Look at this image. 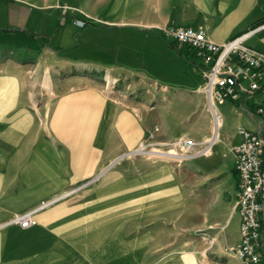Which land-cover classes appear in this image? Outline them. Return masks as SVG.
I'll return each mask as SVG.
<instances>
[{"label": "crops", "instance_id": "crops-1", "mask_svg": "<svg viewBox=\"0 0 264 264\" xmlns=\"http://www.w3.org/2000/svg\"><path fill=\"white\" fill-rule=\"evenodd\" d=\"M263 22L264 0H0V224L93 179L34 224L1 227L0 264H223L181 247L180 230L198 223L222 242L236 214L238 240L231 148L238 126L260 128L264 93L214 103L216 123L188 50L159 30L199 25L224 42ZM246 43L264 52V27ZM40 71L55 95L33 109ZM179 136L212 139L209 153L179 168L133 153Z\"/></svg>", "mask_w": 264, "mask_h": 264}, {"label": "built area", "instance_id": "built-area-1", "mask_svg": "<svg viewBox=\"0 0 264 264\" xmlns=\"http://www.w3.org/2000/svg\"><path fill=\"white\" fill-rule=\"evenodd\" d=\"M262 27L264 22L224 42L211 39L199 25L167 24L159 30L166 40L188 50L189 58L200 71L201 86L216 123L218 114L213 111L214 103L227 99L238 100L240 97L247 99L257 92L264 93V52L246 43V39ZM256 111L261 115L260 128L249 130L238 126L236 132L240 139L231 148L236 174L234 207L238 216V240L231 249L239 264H264V104H258ZM209 141L206 140L198 149L197 142L186 136L157 144L141 141L133 153L147 154L152 148L172 150V154L158 152L152 155L169 157L175 161L186 160L207 154ZM92 180L43 200L33 208L12 214L0 224V228L10 224L25 228L34 224L37 210L70 195Z\"/></svg>", "mask_w": 264, "mask_h": 264}, {"label": "rangeland", "instance_id": "rangeland-1", "mask_svg": "<svg viewBox=\"0 0 264 264\" xmlns=\"http://www.w3.org/2000/svg\"><path fill=\"white\" fill-rule=\"evenodd\" d=\"M28 76V75H27ZM37 78L35 81L29 80L28 86H29V106L33 109L42 106L43 104H46L50 98H52L55 95V90L51 83V76L45 72H37L35 75ZM33 77V76H32ZM48 77V78H46ZM106 77L111 81L107 84ZM46 78V84L43 83V80ZM32 81V82H31ZM98 81L100 82L101 88L108 93L109 91L113 90L115 93L118 94V90L121 87V82L114 81L112 82V79L109 76H99ZM132 97H135L136 99H139L140 97L137 94L132 93ZM229 123V120H227ZM209 153V151H208ZM207 153V154H208ZM139 156L148 157L147 159L154 160V156L150 154H139ZM176 165V168H179L183 165L185 160H173L172 158L165 157ZM179 161V162H178ZM190 196L196 197L198 196V187L196 186L194 189L190 191ZM228 204L232 205L233 199L229 198L227 199ZM237 220H236V214H234L231 218V220L227 223V226L225 227L223 231V241H214L213 243L210 241V237L208 235V231H214L215 229H211L208 227V229L204 227H199L198 223H196L195 227L192 229H181L180 234L182 237L181 240V247H191L192 245L195 246L196 249H206L210 256L213 263L214 261H217L218 263L226 264L227 261L236 259L233 250L231 249L232 246L235 244V226H236ZM210 228V229H209ZM210 233V232H209ZM188 241V242H186ZM224 253L227 255V257H219L218 254ZM230 264V263H228Z\"/></svg>", "mask_w": 264, "mask_h": 264}, {"label": "bare ground", "instance_id": "bare-ground-1", "mask_svg": "<svg viewBox=\"0 0 264 264\" xmlns=\"http://www.w3.org/2000/svg\"><path fill=\"white\" fill-rule=\"evenodd\" d=\"M46 78H48V77H46ZM46 78L43 80V83L44 84H46V82H47L46 81ZM106 79H107V83H110L111 82L107 77H106ZM211 142H212V139H210L209 145L211 144ZM158 152L164 153V154H172V153H174L172 150H169V151H159V149L152 148L149 151H147V154H155V153H158Z\"/></svg>", "mask_w": 264, "mask_h": 264}]
</instances>
